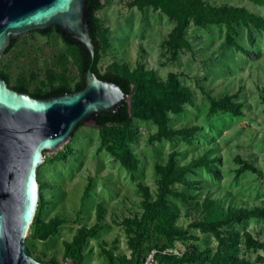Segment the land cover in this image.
<instances>
[{
  "label": "rangeland",
  "instance_id": "374dc122",
  "mask_svg": "<svg viewBox=\"0 0 264 264\" xmlns=\"http://www.w3.org/2000/svg\"><path fill=\"white\" fill-rule=\"evenodd\" d=\"M100 2L98 72L124 76L142 68L159 84L174 75L185 99L164 111V134L152 119H132L130 168L89 124L45 153L28 253L56 264H132L148 256L157 264L168 256L176 264H264V29L240 16L263 22L264 0H200L239 15L204 25L190 20L179 48L168 43L176 22L158 8ZM15 40L0 56L10 85L43 94L79 81V53L55 31L32 30ZM211 99L239 113L213 110ZM169 165L184 174L170 185L157 226L145 207L157 200L156 167ZM51 222L55 231L38 238L35 230Z\"/></svg>",
  "mask_w": 264,
  "mask_h": 264
},
{
  "label": "water",
  "instance_id": "95a60500",
  "mask_svg": "<svg viewBox=\"0 0 264 264\" xmlns=\"http://www.w3.org/2000/svg\"><path fill=\"white\" fill-rule=\"evenodd\" d=\"M86 4L87 0H0V56L11 39L54 27L85 46L93 61ZM131 99L90 68L81 89L47 98L17 92L0 77V264H55L33 259L25 246L38 204L36 173L44 152L59 150L80 123L95 126L98 115L116 113L123 103L130 110Z\"/></svg>",
  "mask_w": 264,
  "mask_h": 264
},
{
  "label": "trees",
  "instance_id": "16d2710c",
  "mask_svg": "<svg viewBox=\"0 0 264 264\" xmlns=\"http://www.w3.org/2000/svg\"><path fill=\"white\" fill-rule=\"evenodd\" d=\"M101 0H87L86 9L88 12V29L89 35L94 47V57L91 61L89 52L85 46L71 39L66 34H62L54 27H49L45 30H38L39 33L47 35L52 31L59 34L62 40L71 46L76 47L81 59V74L79 81L74 85L73 89H68L65 86H57L47 93L29 92L25 87L19 85H10L6 76L0 72V77L4 79L9 88H13L17 92L28 93L33 98H47L52 95H60L64 92H73L81 89L84 86V72L87 68L96 75L97 78L116 84L122 91L131 94V109H128L126 103L113 114H101L96 117L95 127L100 131L103 143H110L108 151L115 156L119 162L127 168L131 167L130 154L126 147L128 136L127 127L133 118L152 119L157 123L160 133H165L164 126V111L178 107L185 99L184 90L180 87L176 77L170 75L164 84L156 82L152 72L144 71L142 68L137 69L131 74L119 75L114 72H105L100 74L97 70L99 60V51L101 42L98 37V26L96 24L94 13L100 9ZM200 0H136L138 7L152 6L158 8L168 17L176 22V26L169 36V44L174 48L181 47L179 35L191 20L196 25H204L209 22H224L239 15L238 10L231 8L209 9L204 7ZM243 22H251L255 27L264 29V21H260L245 12L241 13ZM16 40L11 39L9 46L3 54L8 53L15 45ZM211 107L213 110H225L234 114L239 113V108L225 100L211 99ZM83 125L78 124L74 132ZM73 132V133H74ZM73 135V134H72ZM46 152H44L45 154ZM67 155L60 156V159H66ZM156 172L160 176L158 182L157 200L151 204H146L145 217L155 221L158 226L159 216L165 207L163 204L164 197L169 193V187L175 182H179L184 174V169H177L172 165L166 167H156ZM144 194L147 196V192ZM56 224L51 222L48 225L41 226L35 230V235L38 238H45L55 231ZM167 233V231L165 232ZM49 263H55L49 261ZM162 264H176L175 258L168 256L160 260ZM56 264V263H55Z\"/></svg>",
  "mask_w": 264,
  "mask_h": 264
},
{
  "label": "built area",
  "instance_id": "2783aa9c",
  "mask_svg": "<svg viewBox=\"0 0 264 264\" xmlns=\"http://www.w3.org/2000/svg\"><path fill=\"white\" fill-rule=\"evenodd\" d=\"M129 264V263H127ZM132 264H157L153 261L152 256H148L146 259L142 260L141 262L138 263H132Z\"/></svg>",
  "mask_w": 264,
  "mask_h": 264
}]
</instances>
